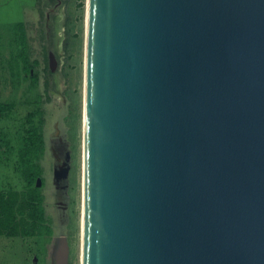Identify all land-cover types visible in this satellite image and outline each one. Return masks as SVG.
Instances as JSON below:
<instances>
[{
  "label": "water",
  "instance_id": "1",
  "mask_svg": "<svg viewBox=\"0 0 264 264\" xmlns=\"http://www.w3.org/2000/svg\"><path fill=\"white\" fill-rule=\"evenodd\" d=\"M84 67L81 264H264V0H87Z\"/></svg>",
  "mask_w": 264,
  "mask_h": 264
},
{
  "label": "rangeland",
  "instance_id": "2",
  "mask_svg": "<svg viewBox=\"0 0 264 264\" xmlns=\"http://www.w3.org/2000/svg\"><path fill=\"white\" fill-rule=\"evenodd\" d=\"M86 10L87 0H0V192L18 194L21 227L27 211L19 212L26 190L19 149L36 124L44 139L37 184L53 229L45 236L0 233V264H81Z\"/></svg>",
  "mask_w": 264,
  "mask_h": 264
},
{
  "label": "trees",
  "instance_id": "3",
  "mask_svg": "<svg viewBox=\"0 0 264 264\" xmlns=\"http://www.w3.org/2000/svg\"><path fill=\"white\" fill-rule=\"evenodd\" d=\"M18 28L22 44L20 57L23 61L24 71L29 73L31 65L28 59L25 26L22 21L18 22ZM23 142L19 149V158L26 182V190L23 193L19 212H23L21 208L26 209L27 220L21 227L16 222L17 207L15 203L18 194L11 193L6 196L4 192H0V233L6 232L10 235L21 234L23 236L51 235L53 229L45 213L44 195L41 185L37 184L38 179L42 178L43 172L40 159L43 155L44 139L40 127L36 124H30L26 129Z\"/></svg>",
  "mask_w": 264,
  "mask_h": 264
},
{
  "label": "bare ground",
  "instance_id": "4",
  "mask_svg": "<svg viewBox=\"0 0 264 264\" xmlns=\"http://www.w3.org/2000/svg\"><path fill=\"white\" fill-rule=\"evenodd\" d=\"M64 252H65V249H64V246H63V247H61V250H60V252H59L62 261H63V258H64ZM59 263H61V260H59Z\"/></svg>",
  "mask_w": 264,
  "mask_h": 264
}]
</instances>
